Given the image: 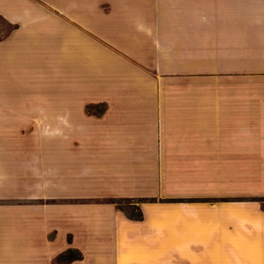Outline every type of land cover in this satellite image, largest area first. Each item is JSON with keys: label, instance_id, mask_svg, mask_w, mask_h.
<instances>
[{"label": "crops", "instance_id": "obj_1", "mask_svg": "<svg viewBox=\"0 0 264 264\" xmlns=\"http://www.w3.org/2000/svg\"><path fill=\"white\" fill-rule=\"evenodd\" d=\"M192 1L0 0V264H264V0Z\"/></svg>", "mask_w": 264, "mask_h": 264}, {"label": "rangeland", "instance_id": "obj_2", "mask_svg": "<svg viewBox=\"0 0 264 264\" xmlns=\"http://www.w3.org/2000/svg\"><path fill=\"white\" fill-rule=\"evenodd\" d=\"M104 1V6L106 12H112V7L115 5V1L117 0H101ZM139 2V6L144 11V4L145 0H137ZM165 2L166 8L168 4L170 7L175 8L178 4H181L185 9L186 13L193 11L192 0H163ZM216 0H202V28L208 29L210 20L208 16L205 14L211 11V4H214ZM263 0H234V8L238 9L240 12L244 9L245 12H249L250 17L256 18L259 7L262 5ZM239 14V13H238ZM253 14V15H251ZM10 26L7 25L1 18H0V34L2 32H6L9 30ZM208 33V32H207ZM203 34H205L203 32ZM206 35V34H205ZM203 35V36H205ZM209 35V33H208ZM207 38V36H205ZM203 50L205 49L207 57L210 54L211 45L209 43H205L204 39L202 42ZM48 136L49 133H43V136ZM46 181H43V185L45 187ZM219 188L223 185L218 183ZM222 191H225V186ZM228 192H232L231 195L228 196H218L217 199H230L234 202H244L249 203L251 206L258 207L260 209H264V165H234V178L233 181H228L227 186ZM46 201H49L50 198H47L46 195L43 196ZM131 200H126L123 203L124 208L130 207Z\"/></svg>", "mask_w": 264, "mask_h": 264}, {"label": "trees", "instance_id": "obj_3", "mask_svg": "<svg viewBox=\"0 0 264 264\" xmlns=\"http://www.w3.org/2000/svg\"><path fill=\"white\" fill-rule=\"evenodd\" d=\"M112 201L115 202L119 206V208L122 209L129 217L135 218V219H140L142 217L141 211L136 204L130 202V207L126 209L123 207V203L126 200H112ZM78 257H79V253L77 251L68 249L67 251L61 253L58 256V260L66 261V260H70V259H74Z\"/></svg>", "mask_w": 264, "mask_h": 264}]
</instances>
